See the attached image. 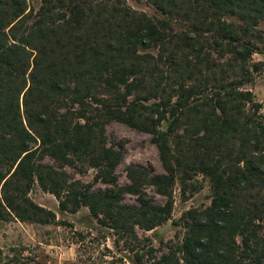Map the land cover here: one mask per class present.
<instances>
[{
  "label": "trees",
  "instance_id": "trees-1",
  "mask_svg": "<svg viewBox=\"0 0 264 264\" xmlns=\"http://www.w3.org/2000/svg\"><path fill=\"white\" fill-rule=\"evenodd\" d=\"M147 1L162 18L122 0H0V219L56 222L29 195L38 184L63 210L89 208L132 264H264V110L245 87L264 0ZM114 121L152 135L165 173L131 166L120 186ZM85 166L108 187L65 171ZM196 174L211 204L186 211L183 240L158 255L138 228L170 220L176 185Z\"/></svg>",
  "mask_w": 264,
  "mask_h": 264
},
{
  "label": "rangeland",
  "instance_id": "rangeland-1",
  "mask_svg": "<svg viewBox=\"0 0 264 264\" xmlns=\"http://www.w3.org/2000/svg\"><path fill=\"white\" fill-rule=\"evenodd\" d=\"M33 1L36 6L40 4V0ZM122 1L138 12L162 18L159 10L147 0ZM259 29L264 36V21L259 24ZM260 46L262 51L255 53L251 61L254 80L245 87L254 93L264 110V41L260 42ZM255 63L263 69L256 71ZM106 137L108 145L123 154L116 170L120 186L129 183L127 175L131 166L143 167L157 174L165 173L152 135L114 121L107 125ZM65 171L69 173L71 181H77L85 187L90 185L95 192L108 187L107 184L95 180L97 170L94 168L66 167ZM146 193L147 198L156 203L166 202V198L159 195L152 186L147 187ZM212 194L211 181L203 174L192 176L186 192L178 183L175 187L172 218L151 231L138 228L139 236L149 238L158 255L163 254L168 251L169 246L183 240L185 228L180 225V220L184 213L192 208L209 206ZM29 195L38 205L54 212L56 222L38 224L16 218L0 219V264H132V254L125 249L123 241L118 239L112 229L101 225L92 216L89 208L83 207L76 213L63 210L57 197L43 190L38 184ZM124 202L137 205L139 198L127 194Z\"/></svg>",
  "mask_w": 264,
  "mask_h": 264
}]
</instances>
